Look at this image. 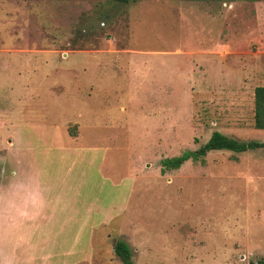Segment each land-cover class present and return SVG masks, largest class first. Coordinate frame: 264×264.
<instances>
[{
  "label": "rangeland",
  "instance_id": "374dc122",
  "mask_svg": "<svg viewBox=\"0 0 264 264\" xmlns=\"http://www.w3.org/2000/svg\"><path fill=\"white\" fill-rule=\"evenodd\" d=\"M258 86L264 0H0V185L43 199L0 223V264H121L117 240L134 264L264 259V150L160 166L264 142Z\"/></svg>",
  "mask_w": 264,
  "mask_h": 264
},
{
  "label": "trees",
  "instance_id": "16d2710c",
  "mask_svg": "<svg viewBox=\"0 0 264 264\" xmlns=\"http://www.w3.org/2000/svg\"><path fill=\"white\" fill-rule=\"evenodd\" d=\"M120 1L127 2L128 0ZM253 128L256 130H264V86L256 87L253 92ZM255 150H264V142L238 141L219 132H213L209 139L196 150H187L179 156L161 160V173L178 170L189 160L200 161L202 163V159L211 151H228L242 154ZM113 254L121 264H134L131 250L124 241H115L113 244ZM254 264H264V259H260Z\"/></svg>",
  "mask_w": 264,
  "mask_h": 264
},
{
  "label": "crops",
  "instance_id": "0c3cea01",
  "mask_svg": "<svg viewBox=\"0 0 264 264\" xmlns=\"http://www.w3.org/2000/svg\"><path fill=\"white\" fill-rule=\"evenodd\" d=\"M12 142V141H10ZM17 174V173H16ZM18 176V175H17ZM29 183V180L26 181V184ZM0 203H3L4 206L1 208L0 206V223L6 222L10 224H34L36 221H39V219L42 217V209H43V199L39 195V193H36L34 190L30 191L27 186H25V190L27 192H30V195L26 196V200H30V208L29 207H23L20 206L17 203V194L21 190H23V185L18 188L17 180L14 182V184L6 186V185H0ZM10 193V195H9ZM19 198V196H18ZM40 203H42L40 205Z\"/></svg>",
  "mask_w": 264,
  "mask_h": 264
}]
</instances>
